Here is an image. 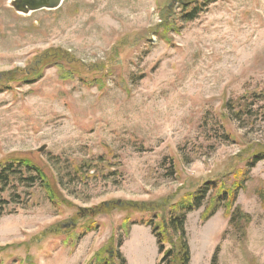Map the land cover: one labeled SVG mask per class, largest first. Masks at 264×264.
Segmentation results:
<instances>
[{
	"label": "rangeland",
	"instance_id": "1",
	"mask_svg": "<svg viewBox=\"0 0 264 264\" xmlns=\"http://www.w3.org/2000/svg\"><path fill=\"white\" fill-rule=\"evenodd\" d=\"M9 2L0 163L30 159L65 201L51 203L39 181L8 189L0 247L13 248L0 262L120 264V250L127 264H156L157 239L141 222L223 181L239 187L234 225L211 190L186 218L190 264L217 252L219 264H264V160L251 167L264 159V0H66L30 15Z\"/></svg>",
	"mask_w": 264,
	"mask_h": 264
},
{
	"label": "trees",
	"instance_id": "2",
	"mask_svg": "<svg viewBox=\"0 0 264 264\" xmlns=\"http://www.w3.org/2000/svg\"><path fill=\"white\" fill-rule=\"evenodd\" d=\"M198 14L199 12L197 8H194V10H192L191 12L186 13L183 19L185 21H193ZM54 59L58 60V57L54 55ZM68 67L63 65L61 66V64L59 66L61 70L60 75L63 79H72L71 73L66 71L68 70ZM237 114V118L240 119L242 116V112H239ZM253 159H255V161H252L253 163L251 164V167H254L255 164L260 160H264L261 157H256ZM171 175H174V173H172ZM17 181L28 186H33L37 181H39L42 189L45 190L46 196L49 201H51V203H53L54 205H59V203L61 204L63 201H65V199L61 198V196H58L59 194L56 191V186L52 184L45 171L41 167L33 163L30 159L26 158L12 159L6 162L2 161L0 163V202L4 205L0 206V216L4 214L3 209L5 208V205L9 203L8 200H4L2 197L4 193L8 191V189H10L11 187H16L15 183ZM219 183L221 184L218 188L217 186H219V184H214L213 182L210 184L208 183L206 186L200 187L196 192L189 194V199L187 200V202L184 201V196L182 197V201L179 202L180 204L173 207H169L168 203L158 205V210L156 209V207L152 209L153 212H157V214H155V219H150L148 221L145 220L141 222V224L151 227L152 233L157 239L159 254L162 257L159 260V264H190L191 253L185 230L186 218L189 213L194 210H198L203 206V203L207 200V197L211 193V190H219L215 201L219 203L218 205L220 206L224 204L226 210L225 215L226 217L230 218L229 223L231 225H234V221L236 218L234 216V212H230L232 209V207L230 206L232 203V201L230 200V194L234 195L233 200L235 201V199L237 198L239 187L235 188V190L232 191V189L230 187H227L223 181ZM15 197L19 198L20 196ZM145 207V204L142 203L139 206H136V209L141 211H148L149 209ZM105 212H107V210ZM213 214L214 213H209L208 206L202 213V220H207V218ZM97 227L98 226L94 227L92 231L96 230L95 228ZM176 237H179V243L178 241H176ZM122 243L123 242L119 243V248L122 247ZM167 246H170V248H167ZM12 248V245L8 244L5 246H1L0 251H5ZM113 257L120 260V264H127V261L123 257L120 250H117L115 256L113 254ZM0 264L3 263L0 262ZM211 264H219L218 252L213 257Z\"/></svg>",
	"mask_w": 264,
	"mask_h": 264
},
{
	"label": "water",
	"instance_id": "3",
	"mask_svg": "<svg viewBox=\"0 0 264 264\" xmlns=\"http://www.w3.org/2000/svg\"><path fill=\"white\" fill-rule=\"evenodd\" d=\"M65 1L66 0H10L9 5L20 15H30L42 10H58ZM43 149L44 148L40 150L42 151ZM68 227L67 225L66 228Z\"/></svg>",
	"mask_w": 264,
	"mask_h": 264
},
{
	"label": "flooded vegetation",
	"instance_id": "4",
	"mask_svg": "<svg viewBox=\"0 0 264 264\" xmlns=\"http://www.w3.org/2000/svg\"><path fill=\"white\" fill-rule=\"evenodd\" d=\"M107 207H109L108 204H103V205L97 206L95 208L80 209L79 212H77L76 217L73 218V220H71V222L69 224H67V225L69 226V228H74V227H76L78 225V221L80 220V218H83L84 216H87L88 214H89V216H96L100 212L106 211ZM69 228H66V229H69ZM65 233H69V230L65 231Z\"/></svg>",
	"mask_w": 264,
	"mask_h": 264
},
{
	"label": "crops",
	"instance_id": "5",
	"mask_svg": "<svg viewBox=\"0 0 264 264\" xmlns=\"http://www.w3.org/2000/svg\"><path fill=\"white\" fill-rule=\"evenodd\" d=\"M143 228H145V229L148 230V232H149L148 235H150V237H155V236L153 235V233H152V229H151V227H148V226L144 225ZM151 235H152V236H151ZM129 239H130V238H129ZM129 239H126V241H129ZM126 241H125V242H126ZM122 246H123V245H122ZM155 261H156V264H158V261H159V259H158V255H157V258H155ZM209 261H210V258H209L208 262H209Z\"/></svg>",
	"mask_w": 264,
	"mask_h": 264
}]
</instances>
